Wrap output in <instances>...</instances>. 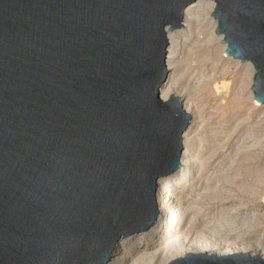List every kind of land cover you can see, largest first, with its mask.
Returning <instances> with one entry per match:
<instances>
[{
  "label": "water",
  "instance_id": "obj_1",
  "mask_svg": "<svg viewBox=\"0 0 264 264\" xmlns=\"http://www.w3.org/2000/svg\"><path fill=\"white\" fill-rule=\"evenodd\" d=\"M225 54L264 104V0H213ZM195 0H0V264H102L155 222L190 117L158 100ZM211 16V17H212ZM170 264H264L188 254Z\"/></svg>",
  "mask_w": 264,
  "mask_h": 264
},
{
  "label": "bare ground",
  "instance_id": "obj_2",
  "mask_svg": "<svg viewBox=\"0 0 264 264\" xmlns=\"http://www.w3.org/2000/svg\"><path fill=\"white\" fill-rule=\"evenodd\" d=\"M215 8H216V4L213 0H195V2L187 4L185 8L183 9L182 11L183 16L180 22L181 27L179 29H173L170 32L169 31V28L171 27L170 25L163 26L165 38L168 43V45L164 49L165 54H164V63H163L167 75L165 77V81L162 82V85L157 89L158 100L161 103H168L170 97H172L173 99L179 100L181 111L184 113V115L190 117V121L187 122V127L185 128L184 131H182V134L180 136L181 153L179 157V163L181 167L169 175L166 174L165 176L158 177L155 181V194H154L155 202H156L155 208L158 211V214L156 215V218H155V222L151 226H149V228L146 231L133 232L132 234H129L126 236L120 235V237L114 242V248L109 255V260L106 263H102V264H170L174 260L186 257V255L188 254L205 255L206 257L212 256L215 258L247 254L249 257H256L260 260H264V243L257 242V241L254 242L253 240V243L249 244L250 243L249 241L248 243L249 245H247V243L244 242L245 241L243 237L244 233L240 232L239 227H238V226H241L240 224H247V226L250 225L251 227L252 223H254V226H255V222H257L256 224L258 225L264 224V185L257 188L255 190L256 192L254 191V193H256V196H257L256 200H258V203H257L258 209L254 211L251 215L248 214L249 216L248 215L246 216L242 212H237L236 215L232 216L231 214V216H229V213L231 212L230 210H232L233 208L229 210H227V208L225 209L227 210V212L225 211L226 212L225 215H228L230 217V218L225 217V222H224L225 223V237L227 238L229 235H235L234 240L236 242L235 243L233 242L232 244L226 241L225 243H221V241L220 242L210 241L212 237H209L210 238L209 240L208 238L207 240L204 239L205 241L203 239L200 240V238L198 240L192 239V237L190 238L188 234L191 232L187 231L188 229L185 230V227H187V224L189 223L192 226V223H193L192 220L188 221V214L190 212L189 209L191 207L190 208L187 207L185 203L181 201V198L174 195L175 194L174 190L181 188L183 185L188 183L187 181H188L189 175L192 173L191 171L197 163L196 157L199 155V154L195 155L194 153L195 155L194 156L190 154L187 150V145H188L187 143L191 141L192 139L190 138V136L194 135L193 138L195 139V130H192V128L198 124L196 122V120H198V118H196V115L198 113L196 114L197 111L195 109L197 108H195V106L193 105L195 102L192 103L191 102L192 100H190L191 99L190 96L185 94V92H187L186 88H185V92L183 88H182L183 91H181L178 88V80H177L178 73L177 72H179L178 67L181 64L178 65V63H176L177 61L176 59L177 49L176 48L181 43L180 40L182 38H184L183 41L186 43L189 42L190 40H193L195 45L197 44L199 45L203 44V46H206V44L210 45L211 46L210 48L214 51L213 58H215V62H218L217 64H219V62L222 63L223 64L222 66L225 67V70L229 69L231 66L236 67V68L239 67L240 69L242 68L241 70L243 72L242 73L243 75L241 76V81H240L241 83L239 85V87H241L240 93L241 94L243 93L246 96L245 98L247 99L246 100L247 102L253 103L251 111L260 107V105L264 106V104H259L255 100L254 92L251 90L252 85H253V77L255 75V69L252 63L247 60L241 63V60L233 59L232 55L227 56L225 54L227 44L225 42L221 43L224 41V35L215 34L217 26H218L217 19H215L214 16H212V13H214ZM182 48L183 47H181L180 50ZM203 51H206V50H203ZM207 55H209V52ZM204 59H205V56H204ZM207 62H205V64ZM209 63L211 64V62ZM214 66L215 65L213 64V67ZM223 67H221L220 69L221 71L224 70ZM203 68L205 69V67ZM211 70L214 71L213 69ZM254 134L255 133L247 132L245 136L242 135L244 137H242L241 139L237 141V143L239 144L238 147H236L237 150H235L232 154H230V156H228L229 157L228 160H226L227 162H225L227 163V167H225V182H226L227 177H229L228 173L229 171H231L230 169L233 166V163L236 162V158H238V156H240L241 154L243 155L245 152L250 151L253 147L256 146L255 142L249 141L254 136ZM192 141L194 140L192 139ZM202 165L203 163L201 164V166ZM206 176L207 178L201 181L202 187L206 185L209 190L210 189L212 190L211 192L212 195H216L220 193L221 189L223 188L221 187V185L217 184L218 183L217 181L223 178V174L215 173L213 175V172L212 173L210 172L209 175L206 174ZM214 179H217V181L212 186L211 183L209 182ZM237 181L236 183L234 181L231 183L234 184V186L236 185V187L238 188V183L240 182L238 181L237 183ZM228 183H230V180L227 182V184ZM240 184L239 186L241 187ZM243 185H244V182L242 183V186ZM244 186L246 187V185ZM251 186L253 188V185ZM202 187L200 185L199 187H196V188L200 190L202 189ZM227 191L230 192L231 189L225 187V192L227 193ZM191 192L197 193L195 190ZM199 194L197 196L198 197L201 196L203 198V196ZM229 196L230 195H228V197ZM238 197L236 198L237 200H238ZM225 199L227 198L225 197ZM219 224L220 223L217 224L218 226H216V228L218 227L221 229L224 227V226H221L222 224L221 225ZM218 228H217V232L215 231L213 232H215L216 235L219 236V234H221V230ZM186 231L189 233H187ZM215 233H214V236H215ZM236 243L240 244L239 247L240 246L242 247L238 248L237 247L238 245H236ZM233 245L234 246L236 245V247H233Z\"/></svg>",
  "mask_w": 264,
  "mask_h": 264
},
{
  "label": "rangeland",
  "instance_id": "obj_3",
  "mask_svg": "<svg viewBox=\"0 0 264 264\" xmlns=\"http://www.w3.org/2000/svg\"><path fill=\"white\" fill-rule=\"evenodd\" d=\"M181 40V43L176 48V63H178V65L181 64L178 67L180 73L177 72L178 88L181 91L184 90V92L186 88L187 92H185V94L190 96L192 103L195 102L193 105L197 108L195 109L197 111L196 114L198 113L196 115V118H198L196 122L198 124L192 128V130H195V139L193 138L194 135L190 136L194 141L191 139V141L187 143V150L192 155H194V153L195 155H199L196 157L197 163L192 169V173L189 175L188 183L181 188L176 189L177 191L174 190V195L181 198V201L185 203L187 207H191L189 209L188 221L192 220L193 223L192 226L189 223L187 224V227H185V230L188 229L187 231L191 232L189 233L186 231L189 233L188 235L190 238L192 237V239L197 240L199 238L200 240H207L208 238L209 240V237H212L210 241H221V243H225L226 241L232 244L233 242H236L234 240L235 235H229L227 238L225 237V217L230 218L229 216H231V214L234 216L237 212H242L247 216L256 211L258 209V200H256L257 196L254 191L264 185V106L260 105V107L251 111L253 103L247 102V99L245 98L246 96L243 93H240L241 87H239V85L241 83V76L243 75L242 68L240 69L239 67L236 68L231 66L232 68L230 67L225 70L222 63L219 62V64H217L218 62H215V58H213L214 51L210 48V45H195L193 40H190L187 43L183 41L184 38ZM181 47L183 48L180 50ZM208 52L209 55H207ZM205 62H207L206 64L211 62V64L209 63L206 65ZM213 64L215 65L214 67ZM203 67H205V69ZM221 67L224 68V70H222L223 72L220 70ZM208 75L213 77L210 76V78ZM247 132L255 133L249 141L255 142L256 146L251 149L252 151L245 152L243 155L241 154L236 158V162L233 163V166L230 169L231 171L228 173L229 177H227L225 182V167H227V163L225 162H227L226 160H228V156L237 150L236 147L239 145L237 141L244 137ZM202 163L203 165L201 166ZM210 172H213V175L215 173L223 174L221 180L217 181V179H214L209 182L213 186L217 181V184L221 185L223 188L221 189V192L216 195H212V190H209L206 185L202 187L201 181L207 178L206 174L209 175ZM229 180L230 183L227 184ZM237 180L240 183L243 180L242 183L244 182L246 187L244 185L243 187L242 183H238ZM233 181L235 183L237 181L238 188L231 183ZM200 185L202 189L198 190L196 187H199ZM251 185H253V188ZM225 187L231 189V193L229 191L226 193ZM194 190L197 193L191 192ZM225 193L230 196L228 197ZM198 194L202 195L203 198L201 196L198 197ZM236 196H239L238 200L236 199ZM225 197L227 199H225ZM226 208L227 210L232 208L236 209H232L234 212L230 210L231 212L229 211L230 213L228 216L225 215L227 212V210H225ZM218 223H220L219 225L222 224L221 226H224L221 229L217 227L221 230L219 236L215 233L217 232L216 226H218ZM256 223L257 222H255L256 227L254 226V223L251 224V227L250 225L247 226V224H240L241 226H238L239 231L244 233V242H246L247 245L253 243V240L254 242L257 241L264 243V224L258 225ZM236 245H238V248L242 247H239L240 244L236 243ZM236 245H233V247H236Z\"/></svg>",
  "mask_w": 264,
  "mask_h": 264
}]
</instances>
